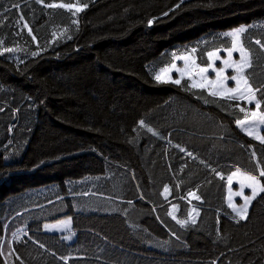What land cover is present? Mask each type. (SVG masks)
<instances>
[{"label": "trees", "instance_id": "16d2710c", "mask_svg": "<svg viewBox=\"0 0 264 264\" xmlns=\"http://www.w3.org/2000/svg\"><path fill=\"white\" fill-rule=\"evenodd\" d=\"M239 26L264 111V0H0V264L12 223V264H264V193L245 220L226 201L264 170L247 105L155 79ZM66 218L72 241L44 232Z\"/></svg>", "mask_w": 264, "mask_h": 264}, {"label": "snow or ice", "instance_id": "6c2138e0", "mask_svg": "<svg viewBox=\"0 0 264 264\" xmlns=\"http://www.w3.org/2000/svg\"><path fill=\"white\" fill-rule=\"evenodd\" d=\"M40 2H43V0H40ZM47 7H69L71 8L72 5H56V4H48ZM87 5H84L86 7ZM81 8H76V11H81ZM151 24L152 22L149 21ZM27 27V25H25ZM30 31V29H29ZM246 29L244 27H240L236 29L233 32L227 33L226 35L231 37L232 43L231 47L227 48V59H223L222 63L224 65L223 68H214V62L217 60H221V56L219 55V50L217 51H210L207 53L208 60L210 63H208L207 67H200L195 59H192L190 56H182L180 59H183L185 61V68H176V65H171V68H174L177 72L180 73L181 78L180 79H172L171 76L168 75L170 69L164 68L161 70L160 74H157L155 76V79L158 82L161 83H167L171 82L176 85H181L182 78L187 76V79L191 81V83L187 86L188 88H199V89H208V94L212 97L216 98H226L229 100H236V99H247L249 102L255 101L254 110L245 108H240V111L243 112L244 118L238 119L236 121V124L238 126H245L246 124H264V111L261 110L262 101L261 99L256 98V93L262 91L260 88H253L251 83L249 82V78L247 75H245V70L252 67V60L250 52L241 44L240 37L241 34L244 33ZM256 44L260 45L262 49H264V44H261L259 40L256 41ZM6 52L12 51V49H5ZM193 52H195V49H192ZM239 52V59L234 60L233 59V53ZM35 55V54H34ZM191 60V66L189 65V61ZM213 69L215 71L216 79H208L207 76L204 74L209 71V69ZM227 68H233L235 71V75L227 76L225 75V70ZM199 75L201 79L199 82L194 79L193 77ZM166 77V78H165ZM232 80L235 82V87H227V81ZM140 127H146L145 122L141 120L139 122ZM148 131H152L151 128H148ZM249 135L253 134V130L251 128L247 129ZM155 134V133H154ZM257 139L260 140L261 143H264V136H257ZM181 151H185V149L181 148ZM189 156H192V153H188ZM255 155V153H253ZM219 175V173H217ZM233 176H240V191H237L235 193H232L231 188H229V206L233 208V210L236 212V214L241 218L245 219L247 217L248 212V205L251 202V200L255 199L257 195L260 193H264V185H261V181L259 177H264V170H261L259 172V177L256 175H252L249 173L241 172L240 169H237L236 172H234L231 176L228 177L229 185H231ZM247 187L251 189V195H244L243 189ZM170 190L167 186L164 188V193H169ZM190 196H192L194 199L199 200L200 197L196 195L195 192H190ZM232 195L236 196H243V199L245 201L244 205L237 207L235 204L231 203V197ZM167 199V196H165ZM174 208L178 206H173ZM195 211V209H193ZM171 215V213H169ZM173 219H175V216H173ZM180 224H185L186 221H177ZM193 222H195V219L193 217ZM49 227V226H46ZM70 237H65V239H69ZM40 247H43V245H40ZM12 253L10 252L9 255ZM19 259V257H17ZM66 259V258H62Z\"/></svg>", "mask_w": 264, "mask_h": 264}, {"label": "rangeland", "instance_id": "374dc122", "mask_svg": "<svg viewBox=\"0 0 264 264\" xmlns=\"http://www.w3.org/2000/svg\"><path fill=\"white\" fill-rule=\"evenodd\" d=\"M67 8H69V7H67ZM71 8L76 10L77 7H71ZM240 27H244L246 29L245 26H239L237 28L229 30L228 32H226V34L230 33V32H233V31H235L236 29H238ZM240 42H241V40H240ZM219 55L221 56V60H217V61L214 62V68H223L224 67V65L222 63V60L223 59H227V51H219ZM186 56H190L192 59H194L192 54H189V55H186ZM233 59L234 60H238L239 59V52L238 51L233 53ZM188 63L191 66V60ZM173 64L176 65V68H181V69L185 68V61L183 59H180V57H176L174 59ZM168 68L170 69L168 75L171 76L172 79H180L181 78L180 73L177 72L174 68H171V66L168 67ZM160 73H161V71H159L157 74H160ZM235 74L236 73H235L233 68H227L225 70V75H227L229 77L232 76V75H235ZM204 75L207 76L208 79H212V80L216 79L215 71H213V69H211V68ZM184 78L187 79V76L185 75ZM193 78L196 79L198 82L201 79V77L199 75H196ZM226 83H227V87H235L236 86L235 82L230 80V79ZM205 90L208 92V89H205ZM240 100H241V103H245L247 105V109L246 110L249 109V106H251L250 109L254 110L255 101L249 102L247 99H240ZM249 128H251L253 130V134L252 135H249V133L247 131V129H249ZM240 129L246 131L248 133L247 135H249L251 137H254L259 142H260V140L257 139L256 137L257 136H264V124H259V123L246 124L243 127L240 126ZM234 172H236V170ZM241 172H243V171H241ZM261 185H264V183L261 182ZM229 188H231L232 193L240 191V176H233L231 185H229V182H228L227 197H226L227 206L233 211V213L235 215H237L236 212L233 210V208L229 206V195H230ZM243 193H244V195L250 196L251 195V189L245 187L243 189ZM253 200H251V202L248 205V212H249V208H250V205L253 202ZM231 203L235 204L237 207H240V206L244 205L245 201L243 199V196L232 195ZM248 212H247V215H248ZM245 219H242V220H245ZM46 226H49V227H46ZM43 230H44L45 233L58 234V235L62 236L64 238V240H66L67 242L72 241L73 238H74V232L72 231V225H71L70 218H66V219L60 220V221L55 222V223L45 224L43 226ZM23 235H24L23 231L21 230V228L17 224H13L12 223V224H8L7 225L6 236L4 238L3 243L1 244V251H2V254H3L4 258L6 259V263L5 264H12V254H13L12 248H13V244H14L15 241H17ZM65 237H70V238L69 239H65ZM10 252L12 253L11 255H9Z\"/></svg>", "mask_w": 264, "mask_h": 264}, {"label": "crops", "instance_id": "0c3cea01", "mask_svg": "<svg viewBox=\"0 0 264 264\" xmlns=\"http://www.w3.org/2000/svg\"><path fill=\"white\" fill-rule=\"evenodd\" d=\"M236 101L237 102H241V100L240 99H236ZM237 127L239 128V130L241 131V132H243L245 135H247L248 133L246 132V131H244V130H241L240 129V126H238L237 125ZM246 132V133H245ZM248 137H250V138H252V139H254V140H256L254 137H251V136H249V135H247ZM257 141V140H256ZM257 142H259V141H257ZM259 143H261V142H259ZM262 144H264V143H262ZM237 170V169H236ZM227 188H228V183H227ZM226 197H227V194H226ZM231 210V209H230ZM232 211V210H231ZM233 212V211H232Z\"/></svg>", "mask_w": 264, "mask_h": 264}]
</instances>
